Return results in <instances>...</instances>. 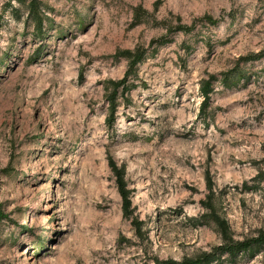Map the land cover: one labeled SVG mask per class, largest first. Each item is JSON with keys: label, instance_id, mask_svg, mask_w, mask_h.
Returning <instances> with one entry per match:
<instances>
[{"label": "rangeland", "instance_id": "374dc122", "mask_svg": "<svg viewBox=\"0 0 264 264\" xmlns=\"http://www.w3.org/2000/svg\"><path fill=\"white\" fill-rule=\"evenodd\" d=\"M39 1L43 34L26 6L0 0V264L196 258L224 242L203 218L211 190L235 240L264 232V57L241 62L247 81H215L207 105L201 93L264 50V0ZM137 48L135 86L112 112L108 81L128 67L114 54ZM224 264H264V247Z\"/></svg>", "mask_w": 264, "mask_h": 264}, {"label": "trees", "instance_id": "16d2710c", "mask_svg": "<svg viewBox=\"0 0 264 264\" xmlns=\"http://www.w3.org/2000/svg\"><path fill=\"white\" fill-rule=\"evenodd\" d=\"M21 4L26 6L28 14L33 21L35 29L38 33L44 32L45 15L41 11V2L39 0H18ZM145 11L141 7L135 10V24H137ZM175 30H181L185 32L192 31V27L180 26ZM155 42V41H154ZM153 42V43H154ZM165 43V39L161 41ZM146 56V50L143 48H137L134 50H119L114 54V58L124 57L128 62V67L125 75L118 80L108 81L109 87L112 88L115 93L109 100L112 102V112L116 109L117 91L122 89L123 92L129 91L131 87L135 86L132 83V79L137 78L138 65L144 60ZM264 57V50L259 53L243 56L238 60L235 68L221 73V75H212L207 80H203L201 83V93L204 97V104L207 105L211 98V93L214 91V82L218 81L225 87L234 86L241 80H248L247 72L241 67V62L247 63L255 59ZM114 115V114H113ZM110 167L115 175L118 191L122 197V210L123 216L126 218H132V224L136 231L141 234L144 222L138 217L133 216L134 208L131 198V189L129 188L128 181L126 180V170L124 166H119L114 160L109 161ZM255 180L260 184L264 182V172H260ZM215 193L211 190V194L208 196L207 201H204V207L209 210L208 213L203 215V218L211 220L216 223L220 233L223 237V244L215 246L211 251L204 252L196 258L185 259L183 261H176L173 259L159 260L155 259V264H224L235 262L241 253H250L252 256L264 247V232H261L257 237L247 239L243 241H237L232 237L228 222L218 213L217 208L214 205ZM6 218L0 208V221ZM207 222V221H205Z\"/></svg>", "mask_w": 264, "mask_h": 264}]
</instances>
